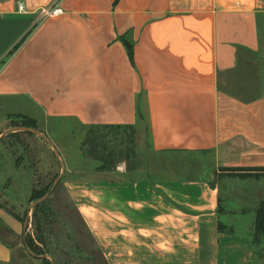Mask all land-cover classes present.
Wrapping results in <instances>:
<instances>
[{
    "label": "crops",
    "instance_id": "crops-1",
    "mask_svg": "<svg viewBox=\"0 0 264 264\" xmlns=\"http://www.w3.org/2000/svg\"><path fill=\"white\" fill-rule=\"evenodd\" d=\"M254 58L246 98L236 83ZM14 99L26 105L15 115L59 137L63 186L104 264H255L246 237L218 228L215 179L264 170V0H0V134L19 132ZM142 111L155 168L96 170L85 129L137 128ZM21 167L0 166L4 186ZM0 229V264L41 263L6 207Z\"/></svg>",
    "mask_w": 264,
    "mask_h": 264
},
{
    "label": "rangeland",
    "instance_id": "rangeland-1",
    "mask_svg": "<svg viewBox=\"0 0 264 264\" xmlns=\"http://www.w3.org/2000/svg\"><path fill=\"white\" fill-rule=\"evenodd\" d=\"M252 61L253 65L250 68L248 66L242 68L246 76L243 80L240 78L236 83L237 90L246 98L250 97L251 92L253 93L259 84L257 78H253L255 74L254 63L257 62L258 64L259 59L254 58ZM251 74L253 77L249 78ZM236 81L235 78L232 83L235 85ZM232 83L231 88L234 87ZM251 89L253 90L251 91ZM20 101L16 103L15 99L6 100L5 111L11 123H18L22 119L15 115L17 109L26 106L22 100ZM142 114L143 111L137 128L126 127L106 131L111 136L112 134L115 135L120 142L123 141L122 145L119 146L120 156L114 159L112 165L114 169L122 167L130 174L138 167L141 168L146 165L150 169H154L159 162L160 158L153 154L148 146L145 117ZM63 127L68 129L77 126L68 123ZM29 129H34L41 136L31 132L30 135L20 136V141L17 143L10 137L13 133L9 131L3 138H0V166H3L7 171H9L13 161H16L19 167L22 166V170L14 173L16 180L13 186H4L5 179L3 177L5 173H0V191L5 193V195L0 194V207H6L24 225L23 241L26 237L34 240L35 245L43 252L41 256H49L53 264H104L63 186L66 171H64L55 188L52 189L54 182L61 174V166L47 141L58 152L53 141L57 140L58 142L59 137L55 136L51 139L45 131H40L37 128ZM126 136L131 138L132 144L124 141ZM63 141L68 143L65 139ZM43 150H46L52 159V165L48 172L47 169H36L35 161ZM60 160L65 169L61 156ZM98 165L105 167L102 164ZM221 172L215 179L219 190L220 218L218 228L225 233L246 237L250 242L255 264H264V234L261 231V220L258 219V211L264 206V171L223 168ZM30 173L34 175L33 185L37 189L48 187L51 184L47 197L40 202L43 206L36 211H34V207L38 200L31 203L27 200L32 190L28 178ZM10 199H16L20 205L14 204ZM34 212L35 217L33 216ZM40 234L44 240L42 245L36 241L37 235ZM4 238L10 240L8 236H4ZM31 257L39 260L42 264V259Z\"/></svg>",
    "mask_w": 264,
    "mask_h": 264
},
{
    "label": "trees",
    "instance_id": "trees-1",
    "mask_svg": "<svg viewBox=\"0 0 264 264\" xmlns=\"http://www.w3.org/2000/svg\"><path fill=\"white\" fill-rule=\"evenodd\" d=\"M12 127H22V128H36L35 123L29 119H21L18 123H11ZM132 128L130 126H92L85 129V137L80 145V150L82 154L90 159L91 161L95 162L97 165L96 170L98 171H107L114 169L112 165L114 164V159L117 156H120L121 150H119V146L122 145V142H120L115 135L112 134L109 135L106 131H112V130H119L122 128ZM12 137L17 143L20 141L19 137L22 135H30V133L27 132H15L11 134ZM127 143L132 144V140L129 136H126L125 140ZM117 149V150H116ZM102 164L105 165V167H102ZM264 171V170H262ZM51 185V184H50ZM49 185V186H50ZM49 186L44 187L42 189H37L36 186L32 187L31 194L29 197V202L37 201L47 195ZM43 206L42 203L37 204L34 207V211L40 209ZM33 216L35 217V212L33 213ZM16 219H18L16 216H14ZM258 219L261 221V231L264 234V206L260 211H258ZM4 234V235H3ZM0 235L4 238L5 232L3 229H0ZM36 241L39 244H44V240L40 235H37ZM25 247L33 254V255H41L43 252L40 250L38 246L35 245L34 240H32L29 237L24 238L23 241ZM42 261L45 264H50L45 259H42Z\"/></svg>",
    "mask_w": 264,
    "mask_h": 264
},
{
    "label": "water",
    "instance_id": "water-1",
    "mask_svg": "<svg viewBox=\"0 0 264 264\" xmlns=\"http://www.w3.org/2000/svg\"><path fill=\"white\" fill-rule=\"evenodd\" d=\"M9 131H13V129H11V130H7L6 132L2 133V134L0 135V138H3V137L5 136V134H6L7 132H9ZM18 131H21V132H27V133H30V134H31V132H34L37 136H41L40 133L34 131V129L18 128ZM47 144H48V145L50 146V148L52 149L53 154L55 155L56 159L59 161L60 166H61V174H60L59 178L54 182L53 187H52V189H54L55 186H56V184L59 182L61 176L63 175L65 169H64V166H63V164H62V162H61V160H60V156H59V154H58L56 148H55L50 142H48V141H47ZM46 197H47V195H45L44 197H42L41 199H39V200L36 202V204L42 202ZM26 249H27V248H26ZM27 251H28V253H29L31 256H33V257H35V258H38V259H45V260H48V261L50 262V264H53V262L51 261V259H50L49 256H41V255H40V256H37V255H33L28 249H27Z\"/></svg>",
    "mask_w": 264,
    "mask_h": 264
},
{
    "label": "built area",
    "instance_id": "built-area-1",
    "mask_svg": "<svg viewBox=\"0 0 264 264\" xmlns=\"http://www.w3.org/2000/svg\"><path fill=\"white\" fill-rule=\"evenodd\" d=\"M18 9L21 10L22 9V5L18 4ZM62 13L61 9L59 8H52V9H44L41 11V15L43 17H51V16H57L60 15Z\"/></svg>",
    "mask_w": 264,
    "mask_h": 264
}]
</instances>
